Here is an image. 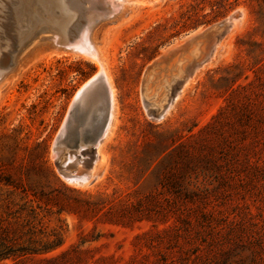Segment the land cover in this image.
Instances as JSON below:
<instances>
[{
    "label": "rangeland",
    "instance_id": "374dc122",
    "mask_svg": "<svg viewBox=\"0 0 264 264\" xmlns=\"http://www.w3.org/2000/svg\"><path fill=\"white\" fill-rule=\"evenodd\" d=\"M145 1L91 33L115 118L97 150L72 154L88 182L61 175L53 145L99 65L48 43L0 82V179L41 183L44 224L64 241L54 253L67 252L0 264H264V0ZM213 12L215 21L190 27ZM223 21V33L201 37ZM200 62L181 91L171 85ZM171 87L167 114L149 113L146 102Z\"/></svg>",
    "mask_w": 264,
    "mask_h": 264
},
{
    "label": "water",
    "instance_id": "95a60500",
    "mask_svg": "<svg viewBox=\"0 0 264 264\" xmlns=\"http://www.w3.org/2000/svg\"><path fill=\"white\" fill-rule=\"evenodd\" d=\"M17 1L12 0L13 6L7 0L4 1L6 14L5 16L2 14L1 17L4 22L1 21L0 38H2L1 41L3 38L6 41L1 44V57H3H0V81L16 67V57L21 50L19 27L15 18L9 15L10 10H15L17 7L15 5ZM105 1L64 0L67 10L75 17L72 22L60 29L63 36L62 48H75L82 43L90 44L93 29L98 24L113 19L120 12L115 11L114 15L110 16L112 8L102 4ZM229 25L230 21L214 24L201 37H215L223 33ZM196 30H192L183 37L190 36ZM155 65L148 67L145 73H148ZM111 110V93L107 80L103 75L96 76L76 95L66 122L54 142L53 154L59 161L61 175L66 176L70 173L67 161L69 155H78L85 150H97L100 142L104 140L110 122ZM84 172L89 175V172Z\"/></svg>",
    "mask_w": 264,
    "mask_h": 264
},
{
    "label": "bare ground",
    "instance_id": "6f19581e",
    "mask_svg": "<svg viewBox=\"0 0 264 264\" xmlns=\"http://www.w3.org/2000/svg\"><path fill=\"white\" fill-rule=\"evenodd\" d=\"M4 1L5 0H0V29H1V24H2L1 22L2 14H4V16L6 14V11H5L6 5L4 4ZM7 1L12 5V0H7ZM146 2L148 1H145V0H106L105 2H102V4H104L105 6H110L112 8V12H110V16H112L114 15L115 11L121 12L123 9V6L125 5L146 4ZM15 5H17V7L15 8V10H12V11L10 10L9 15H11L12 18L13 17L15 18V22L17 23L19 27L20 44H21L20 49L21 50L19 52L20 54L16 57V67L14 69H16L25 58H28L31 55H35V52L37 51V49L44 47L48 43H51L52 45L56 47L57 51H63V53L68 52L71 54L73 53V54H79V55L81 54V55L88 56L89 58L93 59V61H95L97 65H99L101 70L94 77L99 76V75H103L105 77L109 85V89L111 93V104H112L110 122H109L107 131L104 137V140H105L111 132L112 124L115 118L114 89L110 85V79L107 76V73L103 66L104 65L103 61L100 58L99 52L96 49L94 42L90 40V44L82 43L81 45H77L78 47H75V48H69V47L62 48L63 36L61 34L60 29L61 27L72 22L75 17L73 13L67 10L66 6L64 5V0H18ZM196 31L191 33L190 36L186 37L185 40H188L189 38L194 37L197 33ZM0 33H1V30H0ZM86 37H87V34H86ZM1 39L2 38H0V48H1L2 42L6 41L5 38H3L2 41ZM200 43L201 42L198 41V42H195L194 44L190 43V45L191 47L195 46V48L198 49L200 46ZM153 64H156V65L154 67H151L150 71H148V73H145V76L149 75L150 73L155 72V69L159 63L154 62ZM194 64L195 66L191 74H189L188 72L179 73L177 76L172 78L171 85L174 86L177 82H182V86L180 89L181 91L185 83L188 81L189 78L193 76L195 71L202 64V62L194 63ZM90 81L91 80H89L81 88V90ZM81 90H79V92ZM169 90H170V95H168L166 98H163L159 102H149V101L146 102V107L149 113L152 114L153 111H155L157 112V116L160 118H162L165 114H167L168 110L172 106L173 101L176 100L178 96L177 94L174 98L171 99L170 96H171L172 87ZM97 115H99V112H97ZM102 142H100L97 149L101 146ZM73 160L74 159H72L71 155L67 157V161L69 164ZM68 170H70L69 174H66V176L62 175L68 182L78 183V184L86 183L85 181L88 182L89 175L86 174L84 171L79 172L78 169L74 167V164L73 166L72 165L68 166Z\"/></svg>",
    "mask_w": 264,
    "mask_h": 264
},
{
    "label": "trees",
    "instance_id": "16d2710c",
    "mask_svg": "<svg viewBox=\"0 0 264 264\" xmlns=\"http://www.w3.org/2000/svg\"><path fill=\"white\" fill-rule=\"evenodd\" d=\"M224 2L229 0H214L211 7ZM189 7L195 10L199 4ZM213 14L215 16L212 18L197 16L190 27L210 24L218 17L217 12ZM50 173L53 175L51 171ZM36 184L26 188L23 184L13 183L9 178L0 179V186L8 191L0 194V263L24 259L53 262L67 256V252L63 251L54 253L64 244L62 231L60 228L49 229L44 224L45 211L50 210L49 196L40 187V182Z\"/></svg>",
    "mask_w": 264,
    "mask_h": 264
}]
</instances>
